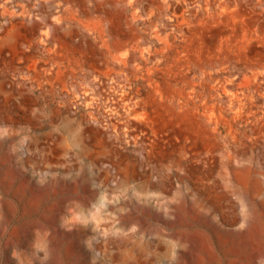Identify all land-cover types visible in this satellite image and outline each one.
Here are the masks:
<instances>
[{"label":"rangeland","instance_id":"1","mask_svg":"<svg viewBox=\"0 0 264 264\" xmlns=\"http://www.w3.org/2000/svg\"><path fill=\"white\" fill-rule=\"evenodd\" d=\"M0 264H264V0H0Z\"/></svg>","mask_w":264,"mask_h":264},{"label":"bare ground","instance_id":"2","mask_svg":"<svg viewBox=\"0 0 264 264\" xmlns=\"http://www.w3.org/2000/svg\"><path fill=\"white\" fill-rule=\"evenodd\" d=\"M120 80H121V78H120ZM86 137H87L86 135H83V134H81V133H80V135H78V137H75V141H76L75 143H77V144H78V143H79V144L82 143V149H81L82 152H83V149L86 147V145L83 144V142L86 140ZM81 151H80V152H81ZM40 235H41V234H39V236H37V238L40 239V238H41ZM35 236H36V235H35ZM114 257H115V258H119V259H121V258H122V254L119 253V254L115 255Z\"/></svg>","mask_w":264,"mask_h":264}]
</instances>
